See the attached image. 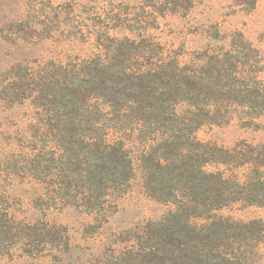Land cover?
Listing matches in <instances>:
<instances>
[{"label":"trees","instance_id":"trees-1","mask_svg":"<svg viewBox=\"0 0 264 264\" xmlns=\"http://www.w3.org/2000/svg\"><path fill=\"white\" fill-rule=\"evenodd\" d=\"M258 1L236 0L248 10ZM158 2L162 17L185 18L196 0H145L155 8ZM125 29L93 30L92 55L17 65L8 73L4 99L30 100L37 109L30 170L59 180L56 194L66 204L93 203L96 212L112 194L130 189L138 167L147 194L173 206L128 238L130 248L114 254L112 264H257L261 220L233 222L219 212L238 203L264 206L263 163L202 141L197 131L264 114L259 53L236 33L229 46L183 60L149 28ZM76 186L93 192V200L74 194Z\"/></svg>","mask_w":264,"mask_h":264},{"label":"rangeland","instance_id":"rangeland-1","mask_svg":"<svg viewBox=\"0 0 264 264\" xmlns=\"http://www.w3.org/2000/svg\"><path fill=\"white\" fill-rule=\"evenodd\" d=\"M155 6L145 0H0V264H112L114 254L130 248L128 238L145 233L173 208L147 194L138 167L130 189L120 197L112 194L99 211L89 209L93 203L66 204L57 196L59 180L48 171L30 170L37 109L30 100L4 99L5 79L17 65L92 55L97 51L93 30L106 27H147L165 50L183 54V60L209 47L229 46L230 36L242 33L259 53L264 82V0L249 10L236 0H196L185 18L162 17L159 2ZM197 136L252 155L264 171V114L203 126ZM254 169L229 167L228 172ZM73 189L93 200L84 187ZM219 213L233 222L264 225V206L238 203ZM262 238L252 255L257 264H264V233Z\"/></svg>","mask_w":264,"mask_h":264}]
</instances>
